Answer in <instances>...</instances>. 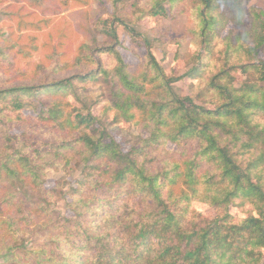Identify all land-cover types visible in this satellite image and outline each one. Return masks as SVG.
<instances>
[{"label":"trees","instance_id":"trees-1","mask_svg":"<svg viewBox=\"0 0 264 264\" xmlns=\"http://www.w3.org/2000/svg\"><path fill=\"white\" fill-rule=\"evenodd\" d=\"M109 1L101 41L95 0H0V264H264V10ZM181 13L195 65L167 73L142 35L145 61L131 70L115 23L138 35V19ZM229 20L236 29L222 36ZM99 80L110 102L96 114L84 91ZM109 113L140 131L128 149L104 125ZM48 169L63 172L52 187ZM76 170L62 214L55 203Z\"/></svg>","mask_w":264,"mask_h":264},{"label":"rangeland","instance_id":"rangeland-1","mask_svg":"<svg viewBox=\"0 0 264 264\" xmlns=\"http://www.w3.org/2000/svg\"><path fill=\"white\" fill-rule=\"evenodd\" d=\"M264 10V0H251L250 4ZM113 6L109 0H95L92 5V27L91 30L99 40L103 41L105 36L102 31L104 27L110 25L105 24V20L112 19ZM193 26L190 21L188 13H181L173 17H144L138 19L134 25V30L138 35H133L123 24L116 22L115 27L118 34V49L122 56L129 64L131 70H135L138 66L144 63L146 47L144 45L142 35H149L150 38L156 42L158 46L153 47L152 51L157 57L160 64L165 71L174 76H181L188 72L196 63L194 57V46L191 43V33H188ZM236 29L233 20L227 21L222 30V36L227 34L230 30ZM179 38H183L180 41ZM161 40V41H157ZM103 60L107 68H113L117 62L113 56L103 54ZM195 75L183 78L175 83L177 92L182 95L190 94V84L195 80ZM2 76L0 75V81ZM87 89L84 91L89 103L94 107V112L100 114L101 109L105 104L110 102V84L102 82H91L86 85ZM112 113H109L103 118L104 125L109 129L110 133L128 149L140 131L135 126H131L127 122L120 124L113 123L111 120ZM48 183L47 186L52 187L55 182L63 176V172L55 171L53 169L47 170ZM82 179L80 170L74 171L68 176L67 184L64 186V194L59 196L55 203L56 209L62 214H70L66 207V202L70 198L66 193L70 191L72 186H75L78 181ZM195 208L203 211L209 216L214 215V209L208 205L200 202H195ZM43 237V236H39Z\"/></svg>","mask_w":264,"mask_h":264}]
</instances>
